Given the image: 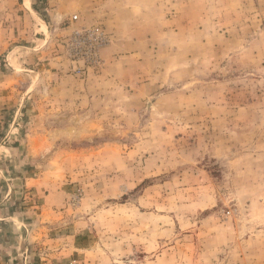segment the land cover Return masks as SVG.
Returning <instances> with one entry per match:
<instances>
[{"label":"rangeland","instance_id":"1","mask_svg":"<svg viewBox=\"0 0 264 264\" xmlns=\"http://www.w3.org/2000/svg\"><path fill=\"white\" fill-rule=\"evenodd\" d=\"M0 218V264H264V0H0Z\"/></svg>","mask_w":264,"mask_h":264},{"label":"crops","instance_id":"2","mask_svg":"<svg viewBox=\"0 0 264 264\" xmlns=\"http://www.w3.org/2000/svg\"><path fill=\"white\" fill-rule=\"evenodd\" d=\"M99 9L102 12V1L99 4ZM61 17L65 16L62 15ZM147 33L148 31L145 28L141 30L117 29L115 31L116 39L100 51V57L101 59L103 58L105 67L103 70L101 69V75H99L98 78L101 80H115L118 73H120L119 69L123 70L133 64L141 62L140 57L142 54H140V52L147 50L149 47V37ZM20 224L23 223L21 222ZM23 230L25 231L24 236L26 238L28 228H24ZM24 249L28 251V245L25 246Z\"/></svg>","mask_w":264,"mask_h":264},{"label":"built area","instance_id":"3","mask_svg":"<svg viewBox=\"0 0 264 264\" xmlns=\"http://www.w3.org/2000/svg\"><path fill=\"white\" fill-rule=\"evenodd\" d=\"M76 15L73 16V19ZM108 36L101 28L93 30L79 29L73 32L68 39L69 54L76 59H81L91 64L100 63L98 50L108 43Z\"/></svg>","mask_w":264,"mask_h":264}]
</instances>
